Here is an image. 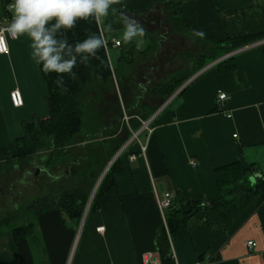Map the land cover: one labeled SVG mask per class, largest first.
I'll list each match as a JSON object with an SVG mask.
<instances>
[{"label":"crops","instance_id":"crops-1","mask_svg":"<svg viewBox=\"0 0 264 264\" xmlns=\"http://www.w3.org/2000/svg\"><path fill=\"white\" fill-rule=\"evenodd\" d=\"M154 1L127 0L126 12L119 14L120 19L130 16L143 25L145 37L153 39L145 49L134 46V52L128 50L132 54L123 56L128 47L120 38L112 37L114 32L103 37L108 42L106 55L112 71L109 94L117 93L121 99L132 77L143 85L144 79L157 74L153 68L142 75L140 68L144 61L160 60L158 50L164 41L160 31L166 35L170 29L188 41L187 49L181 51L189 57L186 75L192 78L205 69L180 91L190 78L174 91L172 96L177 94L171 104L158 113L144 157L138 154L139 143L146 141L144 135L139 143L120 151L122 169L114 175V187L108 191L103 208L88 207L86 213L84 208L78 224L56 210L25 213L23 219L0 229V264H66L73 245L69 264H141L142 253L156 251L160 257L159 232L164 224L155 195L170 193L174 197L179 193L184 201L210 203L219 197L214 170L234 162L245 168L254 165L241 181V189L250 186L252 178L255 180L253 173L264 175L263 49L252 47L235 54L234 68L227 71L209 66L211 61L193 73L197 64L191 65L190 54L193 52L199 62L211 55V44L206 39L219 42L224 36L238 38L264 32V1ZM165 2L179 3L180 13L173 11L172 17H178L173 24L163 20L173 9ZM8 4L11 0H0V26L5 24L4 7ZM148 28L152 33L147 32ZM194 28L205 32L203 40L191 35ZM115 41L121 45L113 46ZM29 43L27 37L7 38L8 54L0 55V151L22 136V123L30 122L33 116L48 117L46 84L31 58ZM133 63L138 69L131 68ZM172 74L171 80L157 86L183 76ZM14 90L21 95L20 107L11 103L10 93ZM221 94L226 99L218 103ZM163 99L157 97L144 106L156 111ZM131 154L136 155L133 161L129 160ZM190 160L196 162L195 167L189 165ZM179 207L184 209V204ZM17 221L21 224L10 226ZM22 226L30 228L29 236L16 240L12 230ZM99 227H103L102 232L96 231ZM166 236L175 259L160 257V264H264V203L256 207L248 202L234 208L221 229L192 218L185 228L171 235L166 231ZM248 241H253L255 247H247Z\"/></svg>","mask_w":264,"mask_h":264},{"label":"trees","instance_id":"trees-1","mask_svg":"<svg viewBox=\"0 0 264 264\" xmlns=\"http://www.w3.org/2000/svg\"><path fill=\"white\" fill-rule=\"evenodd\" d=\"M126 1L122 0V5L118 6V13L111 17L113 21L112 32L121 27L119 14L126 12ZM164 5L166 7L170 5L172 7L178 6L175 12L176 14L180 13L179 3L165 2ZM172 15L173 10L171 11ZM174 18L178 20L177 16ZM90 32H95L101 35L102 38L109 34H104L102 27L99 25L77 21L73 29L66 31L60 38L67 39L70 45H74L85 39ZM263 39L264 32L238 38L224 36L219 42L206 39L211 44L209 50L211 55L204 60L201 59L193 73L199 71L211 61H215L224 55ZM105 43L107 46L108 42ZM126 47L128 48H126L123 56L135 50L132 44H128ZM260 47L264 52V44ZM128 50L130 51L128 52ZM234 58L235 55L229 56L218 62L215 67L222 71L233 70ZM73 71L76 73L75 78L68 79L65 77V85L68 90L61 94L54 84L55 74L49 73L45 75L40 69L47 88L45 102L48 106V117L40 119L33 116L30 122L21 124L22 136L15 139L8 148L0 151V171L4 166L13 165L17 160L39 153L47 154L46 162L52 165L64 162L70 158V154L66 149L72 145L73 139L81 132L83 119L91 111L88 102H86L89 99V94L100 95L103 89L108 90L113 86L112 71L104 47L98 51L95 59H92L87 65L78 64ZM186 77L161 85L158 87V92L155 89L152 92L163 96V100H166L181 86L185 81L184 79H187ZM154 111L155 109H145L144 115H142L140 120H146ZM131 123L132 127L130 129L132 131H136L140 126L139 121L133 120ZM122 134L125 136L122 137L118 150L130 137V132L126 127H124ZM120 157L121 155L111 163L103 176L90 202L89 210L101 209L107 204V193L114 187V175L122 169ZM253 166L250 165L245 168L240 163L234 162L216 168L214 170V178L219 190V197L210 203L193 200L184 201L179 193L172 197L171 205L163 211L166 230L162 227L159 232V254L161 260L171 259V250L166 231L171 235L185 228L188 220L192 218L208 227L221 229L226 224L229 212L234 208L248 202L254 203L256 207L264 203V175H259L255 178L252 185L241 189V181L253 171ZM89 193L90 191H84L78 187L60 192H47L41 197L32 199L23 212H17L15 215L4 218L0 221V225L8 224L16 219H23L24 214L27 212L41 214L54 210L65 214L71 221L78 224L88 201ZM180 204H184V209L179 207ZM12 233L16 240L23 239L29 236L30 228L18 227L13 229ZM199 258L201 259V257Z\"/></svg>","mask_w":264,"mask_h":264},{"label":"rangeland","instance_id":"rangeland-1","mask_svg":"<svg viewBox=\"0 0 264 264\" xmlns=\"http://www.w3.org/2000/svg\"><path fill=\"white\" fill-rule=\"evenodd\" d=\"M172 10L175 11V8L173 7ZM168 13L169 15H165L163 20L173 24V21L177 19L174 17L172 19L171 13ZM147 32L152 33L151 28H148ZM174 32L169 29L164 35L160 31L163 35L162 40L164 39L158 50L160 60L157 62L144 61L141 68L139 67L142 75L147 74L148 71L151 72L153 68L156 69L157 74L152 78L149 76L148 80L144 79L143 85H138L136 77H132L121 94L122 100L117 93L109 94L107 89H104L100 95L89 94L86 102L91 111L83 119L81 132L73 139L72 145L66 149L70 154L69 159L56 165L47 164V154L42 155L41 153L3 167L0 171V221L17 212H23L32 199L41 197L47 192H60L78 187L91 193L104 168L120 150L117 148L122 137L125 136L122 134L124 127L131 128V122L139 121L144 115L147 109L144 106L145 103L152 104L157 97H160L152 92L153 89L158 92L157 83L171 80L170 76L175 72L180 73V76L183 75L182 78L188 76L184 79L185 81L190 78L189 74L186 75L189 57L181 52L187 49L188 41L173 34ZM112 37L120 38V30H115ZM151 40L153 39L145 37V43L137 48L145 49L148 44L150 45ZM157 49L158 47L155 46L154 50L157 51ZM109 53L111 54L112 51L109 50ZM190 54L193 57L191 65L198 64L197 59L194 58L195 54L193 55V52ZM112 63L116 68L114 59ZM128 67L129 74L130 65ZM132 67L138 69L135 63ZM130 76H133V73ZM176 80L173 79L170 82ZM19 224L21 223L17 221L10 226ZM6 226L8 225H0V229H5Z\"/></svg>","mask_w":264,"mask_h":264},{"label":"clouds","instance_id":"clouds-1","mask_svg":"<svg viewBox=\"0 0 264 264\" xmlns=\"http://www.w3.org/2000/svg\"><path fill=\"white\" fill-rule=\"evenodd\" d=\"M122 0H11V14L5 31L12 39L27 37L30 55L41 71L55 74L54 84L67 92L65 77L75 78L78 64L87 65L105 46V38L90 32L85 39L70 45L60 38L73 29L77 21L94 23L103 33L113 31L111 17L118 13ZM120 40L140 47L145 43L146 30L135 18L122 16L119 21ZM191 35L203 40L202 29H192Z\"/></svg>","mask_w":264,"mask_h":264},{"label":"built area","instance_id":"built-area-1","mask_svg":"<svg viewBox=\"0 0 264 264\" xmlns=\"http://www.w3.org/2000/svg\"><path fill=\"white\" fill-rule=\"evenodd\" d=\"M10 11H11L10 4H8V5H6L4 7L3 21L5 22V24L0 26V55L8 54L7 38L12 39V38H10L8 36L7 32L5 31V28L7 26L8 20L10 18V15H9ZM262 44H264V39L261 40V41L255 42V43H253L251 45L242 47V48H240L238 50H235V51H233V52H231V53H229L227 55H224L225 58H223L222 60L226 59L229 56L235 55V54H237V53H239V52H241L243 50H246V49H249V48H252V47H260ZM113 46L119 47L120 46V42L119 41L113 42ZM104 48L106 50V48H107L106 43H105ZM222 60H220V61H222ZM215 61L211 62V64L209 66L216 65L218 62H220V61H218V62H215ZM204 69L205 68H203L202 70H204ZM202 70L200 72H198V73H195L194 76L192 78H190L183 86H181V88L178 91H180L189 81H191L195 77H197L202 72ZM175 95L168 97L162 103V105L156 111H154V113L150 117H148L146 120H140L139 119L140 126H139V128L136 131H132L130 128L128 129L130 131L131 136L126 141V143L123 144V146H122L120 151L127 149L131 144L139 143L140 137L142 135H144L146 141H144L143 143H139V149H138V154L144 157L145 151H146L147 141L150 138V136L152 135L153 130H154L153 127H152V123L154 122V120H155L156 116L158 115V113H160L162 110H164L165 108H167L171 104V102L173 101ZM225 99H226V96L224 94L219 95L218 96V103H220L221 101H223ZM10 100H11V103H12V105L14 107H20L22 105L21 95H20L18 90H14V91H12L10 93ZM135 157H136V155L131 154V155H129V160L133 161L135 159ZM189 165L191 167H195L196 166V162L194 160H190L189 161ZM155 199H156V206L159 209L160 213L162 214L163 224H164V227L166 228L163 211L165 209H167L171 205L172 195L170 193H164L161 196L155 195ZM96 231L97 232H102L103 231V227L97 228ZM255 245L256 244L253 241H248L246 243V246L249 247V248H253V247H255ZM169 246H170V244H169ZM170 250H171V258L174 260L175 259V255H174V253L172 251V247L171 246H170ZM73 252H74V245L70 249L66 264H69V262H70V260L72 258ZM140 261H141V264H160V257L158 256V253L156 251L145 252V253L141 254Z\"/></svg>","mask_w":264,"mask_h":264},{"label":"water","instance_id":"water-1","mask_svg":"<svg viewBox=\"0 0 264 264\" xmlns=\"http://www.w3.org/2000/svg\"><path fill=\"white\" fill-rule=\"evenodd\" d=\"M223 58H225V56H223V57L217 59L215 62H218V61L222 60ZM119 151H120V150H119ZM119 151H118V153L112 158V160L109 162V164H107L108 168L110 167L111 163L115 160V158L119 155V153H120ZM108 168H107V170H108ZM253 174H254L253 176H254L255 178L259 176V175L255 174V173H253ZM250 181H251L250 183H251V185H252L253 182H254V179L252 178ZM92 198H93V197H92V195H91V193H90L89 198H88V201H87V205H86V207H85V211H84V213H86V211H87V209H88V207H89V205H90V202H91Z\"/></svg>","mask_w":264,"mask_h":264},{"label":"bare ground","instance_id":"bare-ground-1","mask_svg":"<svg viewBox=\"0 0 264 264\" xmlns=\"http://www.w3.org/2000/svg\"><path fill=\"white\" fill-rule=\"evenodd\" d=\"M108 164H109V163H108ZM107 168H108V166H106V167L104 168L103 172L101 173V175H100L99 178L97 179V181H96L94 187L92 188V191H91V195H92V197H93V195H94V193H95V191H96V189H97V187H98V185H99L101 179L103 178L104 174L106 173Z\"/></svg>","mask_w":264,"mask_h":264}]
</instances>
